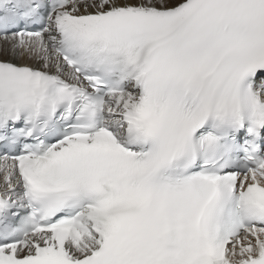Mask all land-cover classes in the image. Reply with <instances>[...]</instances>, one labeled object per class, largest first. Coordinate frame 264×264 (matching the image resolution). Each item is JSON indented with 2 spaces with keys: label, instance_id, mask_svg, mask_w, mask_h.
Listing matches in <instances>:
<instances>
[{
  "label": "snow or ice",
  "instance_id": "6c2138e0",
  "mask_svg": "<svg viewBox=\"0 0 264 264\" xmlns=\"http://www.w3.org/2000/svg\"><path fill=\"white\" fill-rule=\"evenodd\" d=\"M0 264H264V0H0Z\"/></svg>",
  "mask_w": 264,
  "mask_h": 264
}]
</instances>
